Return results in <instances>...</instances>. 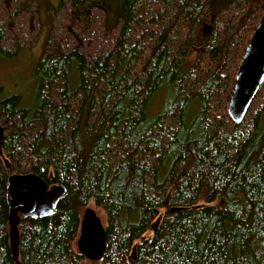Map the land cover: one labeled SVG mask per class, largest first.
I'll return each instance as SVG.
<instances>
[{"label": "trees", "instance_id": "1", "mask_svg": "<svg viewBox=\"0 0 264 264\" xmlns=\"http://www.w3.org/2000/svg\"><path fill=\"white\" fill-rule=\"evenodd\" d=\"M263 14L264 0H59L35 104L0 100V264H16L8 179L29 173L67 191L22 218L21 264H87L91 205L99 264H264V83L241 124L228 114ZM42 32L37 0H0V57Z\"/></svg>", "mask_w": 264, "mask_h": 264}, {"label": "water", "instance_id": "2", "mask_svg": "<svg viewBox=\"0 0 264 264\" xmlns=\"http://www.w3.org/2000/svg\"><path fill=\"white\" fill-rule=\"evenodd\" d=\"M264 83V14L254 29L240 64L228 104V114L241 124ZM2 138H0V141ZM64 185L49 186L34 173L14 174L8 179L6 201L10 226V249L13 260L21 264L19 226L23 219H43L51 216L66 194ZM156 230V226L154 227ZM107 247L106 229L93 207L82 213L77 251L87 261L100 262Z\"/></svg>", "mask_w": 264, "mask_h": 264}, {"label": "rangeland", "instance_id": "3", "mask_svg": "<svg viewBox=\"0 0 264 264\" xmlns=\"http://www.w3.org/2000/svg\"><path fill=\"white\" fill-rule=\"evenodd\" d=\"M40 5L43 32L38 41L30 47L14 52L7 57H0V100L9 96L17 95L21 97L22 106L25 108L33 107L37 92L38 82L35 78L36 67L43 56L46 39L49 32V25L53 10L58 7L59 0H37ZM97 1V0H91ZM160 105L159 99L153 111H157ZM261 125L264 127V113L261 118ZM0 129V138H2ZM90 207H93L92 205ZM94 208V207H93ZM98 215L106 223L104 214L97 210ZM163 212L157 222L162 219ZM152 232L145 234V238L150 237ZM87 264H99V262L87 261Z\"/></svg>", "mask_w": 264, "mask_h": 264}]
</instances>
